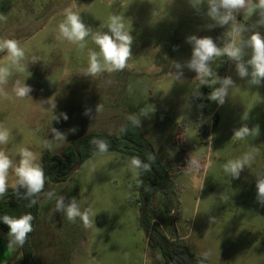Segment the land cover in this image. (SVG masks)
<instances>
[{
  "label": "rangeland",
  "instance_id": "rangeland-1",
  "mask_svg": "<svg viewBox=\"0 0 264 264\" xmlns=\"http://www.w3.org/2000/svg\"><path fill=\"white\" fill-rule=\"evenodd\" d=\"M69 7L93 31H108L103 26L112 14L124 18L133 36L128 67L97 77L82 74L89 50L99 49L91 37L83 49L58 38V25ZM206 11V0L199 10L189 0H0V16L6 17L0 21V38L18 40L27 65L24 72L13 69L5 86L8 98L0 96V125L11 133L0 150L18 162L19 151L28 148L40 164L46 152L61 155L89 133L118 136L131 114L148 111L140 116L139 129L172 176L168 199L163 193L154 195L148 217L168 239L186 243L197 258L211 252L207 261L212 264H264V206L256 199L255 177L264 170V82L249 86L226 55L215 58L209 62L212 71L235 82L221 106L208 99L219 84L200 86V97H195L197 73L184 66L181 79L174 76L173 63L186 65L191 59L189 36L211 37L218 47L230 38L228 26L208 28L214 22ZM237 19L251 24L257 17L240 13ZM258 30L264 34V27ZM5 57L0 53V65L7 64ZM16 80L32 88L29 97H15ZM99 104L102 111L96 113ZM245 112L247 120L242 119ZM61 113L67 114L66 121ZM244 124L257 127L259 134L233 139L234 130ZM52 128L64 133L65 140H54ZM72 128L77 131L70 132ZM249 151L255 153L252 166L238 179L226 175L224 165ZM191 155L202 166L195 176L187 171ZM131 158L98 152L65 182L46 180L29 238L36 264H166L141 225L140 174L129 169ZM14 182L10 170L8 189ZM47 192L64 196L66 203L75 197L82 211L91 209L92 226L85 227L79 218L71 223L55 212L56 200H48ZM8 241L0 231V264H23L22 247L9 248Z\"/></svg>",
  "mask_w": 264,
  "mask_h": 264
},
{
  "label": "clouds",
  "instance_id": "clouds-1",
  "mask_svg": "<svg viewBox=\"0 0 264 264\" xmlns=\"http://www.w3.org/2000/svg\"><path fill=\"white\" fill-rule=\"evenodd\" d=\"M189 2L194 9L199 10L205 0H189ZM206 4V15L214 22L209 24L208 28L228 26L230 38L225 41L222 47H218L211 37L189 36L187 42L193 46L191 59L186 65L174 62L173 67L177 70L174 76L176 80H180L184 66L195 71L197 73L196 79L199 80L198 86L193 91L195 97H200V86L212 87L213 84H219V87L213 88L208 99L222 106L228 96L229 89L235 86V82L231 77L221 78L216 72L212 71L209 62L215 58L226 55L229 60L235 63L238 76L241 79H246L249 86H260L264 82V34L258 30L260 27H264V0H206ZM240 13L248 15L250 18L255 15L257 19L251 24L241 23L237 19V15ZM64 16V20L58 25V38L76 44L80 49H83L86 47L87 38L91 37V40L99 49L98 52L89 50L88 67L82 74L97 77L104 72H120L128 67V60L132 57L133 36L125 27L122 16L116 14L109 16L103 26L108 31H93L91 27L83 22L81 15L73 11L71 7L65 10ZM0 21L6 22V17L0 16ZM245 33H247L246 38L244 37ZM237 37H240L239 42ZM247 50H250V54ZM0 53H6L5 59L7 61L6 65H0V96L8 98L5 86L13 75V69L16 72L27 70V65L22 63L25 59V50L18 40L4 37L0 38ZM245 57L248 58L245 59ZM32 62H36V60ZM108 83H111V81H108ZM31 91L32 88L25 83V80L15 81L13 86L15 97L19 99L27 98ZM51 107L54 109L55 103ZM200 107H203V105H200ZM99 111H102L100 104L96 107V113ZM89 112L90 110L86 109L84 114L88 115ZM149 113L141 109L139 115L131 114L128 117L131 126L139 128L141 124L140 116L146 117ZM60 117L65 121L68 119L66 113H61ZM60 117L53 116V120L59 122ZM242 119H248V112L243 114ZM69 131L75 133L77 129L72 128ZM126 131L127 126L121 128L122 133ZM51 132L54 140H65V134L59 130L52 128ZM258 134L257 127L250 129L247 124H244L239 129L234 130L232 138L240 141L249 136L256 137ZM10 135V131L0 125V145L8 144ZM89 143L99 153H106L110 148L109 142L105 139L94 137ZM46 146L51 149V142ZM18 155L19 161L14 162L5 151L0 150V199L6 196L8 192V177L11 170L15 176L13 184L15 196L18 199L28 201L27 207H33L38 203V198L45 188V173L30 149L22 148ZM156 160L157 156L154 153H148L147 162L139 157H132L128 167L132 172H150ZM254 160L255 153L246 152L240 158L229 160L224 165V172L226 175H230L231 178L238 179L244 168H250ZM201 167L200 160L191 155L187 166L188 173L193 176L198 175ZM255 177L256 199L258 203L264 206V170L258 171ZM202 188L203 184L198 189ZM20 189L24 191L21 192ZM44 195L48 200H56L55 212L63 213L69 222L75 223L79 218L85 227L92 226L93 221L89 215L91 209L82 211L75 197L66 203L65 197L62 195L57 196L55 192H47ZM224 199L227 200L228 197L225 196ZM33 220L34 216L31 213L22 214L19 217L7 214L0 216V221H3L9 228V248L24 246L28 235L34 231ZM201 255L202 258L198 261V264H205V261L210 258L211 252H204Z\"/></svg>",
  "mask_w": 264,
  "mask_h": 264
},
{
  "label": "trees",
  "instance_id": "trees-1",
  "mask_svg": "<svg viewBox=\"0 0 264 264\" xmlns=\"http://www.w3.org/2000/svg\"><path fill=\"white\" fill-rule=\"evenodd\" d=\"M127 131L113 136L107 133L92 132L77 141L66 146L61 155H53L46 152L40 165L43 167L46 180L59 184L67 180L72 169L80 166L86 160L92 158L98 151L89 143L92 138L105 139L109 142L110 148L107 152H117L126 154L131 157H139L147 162V154L155 153V150L149 140L142 134L139 128H134L127 123ZM124 126V127H125ZM183 152L184 149H183ZM157 156V155H156ZM179 172H183L182 167ZM140 174V194L146 204L142 207L141 225L145 230L148 243L153 249H160L166 264H198L201 258H197L191 254L189 247L182 240H170L157 228L156 224L148 217L147 206L151 198L157 193H163L167 199L171 193L172 176L170 172L162 165L158 157L156 163L152 167V171ZM23 192V189H20ZM28 201L18 199L14 194V189H8L6 196L0 199V216L5 214L19 217L22 214L31 213L34 216L33 228L39 214L38 203L33 207H27ZM0 231L8 235L9 228L3 221H0ZM28 235L27 242L22 247L23 264H36L32 248L29 244ZM205 264H212L205 261Z\"/></svg>",
  "mask_w": 264,
  "mask_h": 264
},
{
  "label": "water",
  "instance_id": "water-1",
  "mask_svg": "<svg viewBox=\"0 0 264 264\" xmlns=\"http://www.w3.org/2000/svg\"><path fill=\"white\" fill-rule=\"evenodd\" d=\"M78 168H79V165L76 166L74 169H72L71 173L76 172L78 170ZM143 202H144V205H145L146 204V199L145 198H144Z\"/></svg>",
  "mask_w": 264,
  "mask_h": 264
},
{
  "label": "crops",
  "instance_id": "crops-1",
  "mask_svg": "<svg viewBox=\"0 0 264 264\" xmlns=\"http://www.w3.org/2000/svg\"><path fill=\"white\" fill-rule=\"evenodd\" d=\"M170 240H173V239H170Z\"/></svg>",
  "mask_w": 264,
  "mask_h": 264
}]
</instances>
